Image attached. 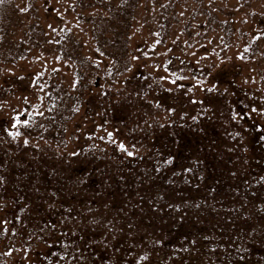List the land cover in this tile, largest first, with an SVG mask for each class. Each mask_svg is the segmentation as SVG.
<instances>
[{"label":"rangeland","instance_id":"374dc122","mask_svg":"<svg viewBox=\"0 0 264 264\" xmlns=\"http://www.w3.org/2000/svg\"><path fill=\"white\" fill-rule=\"evenodd\" d=\"M14 1L12 20L0 30V56L6 54L0 57V129L8 128L13 133L15 128H28L30 124L45 129L51 127L53 117L65 115L69 119L68 140L57 142L67 145L65 148L43 146L53 144L37 139L25 142V137L14 138L11 132L7 135L0 131L7 139L0 141V180L25 181L28 176L32 178L35 168L45 173L51 164L52 178H60L66 187L48 191L47 207L60 205L62 197H72V192L76 199L95 196L106 200L100 184L88 187L86 176L71 168L87 159L93 149L101 154L108 179L118 176L123 187L132 176L136 188L137 175V202L142 195L149 198L151 194L150 203L155 204L152 211L153 207L140 203L132 208L128 203L134 192L125 191L120 202L116 201L122 205L120 209L113 208L115 198H111L103 210L98 211L101 206H88L92 209L90 216L65 224L70 232L100 233V239L89 237L83 241L94 245L100 242L114 257L113 264L126 258L134 264L160 259L158 264H204L218 252H227L230 257L243 250L246 253L253 238L264 248V171L257 163L260 148L253 139L256 125L264 129V0ZM126 10L132 13L124 33V57L121 49H113L110 44L104 48V43L98 41L100 26L94 19L102 16L108 20L119 13L125 16ZM251 41L257 45V53L252 55ZM27 52V57L6 63V59L13 61ZM79 56L86 58L84 66L76 60ZM170 57L175 68L185 59L251 80L250 88L256 91V100L263 108L262 117L238 106L226 86L216 85L212 88L215 93H211L205 84L191 82L186 72L183 76L182 70L165 72ZM139 69L148 78V82L139 83L147 82V87L130 79ZM59 81L71 91L97 82L93 92L105 91L104 100L99 98L100 105L93 115L83 109L74 114L71 100L63 98L65 94L57 85ZM249 92L248 98L253 95ZM207 115L216 120V142L193 148L186 159L176 157L175 146L168 149L171 156L164 154L166 145L178 144L169 141L170 130L198 125ZM121 144L126 153L130 150V156L120 150ZM30 145L37 147L35 151ZM52 159L55 162L50 163ZM224 160H228L227 175L220 190L213 191L203 164L208 161L211 170ZM109 184L106 182L107 188ZM87 208L82 210L88 213ZM132 209L138 213L135 217L130 214ZM108 210L118 212L117 216ZM179 224L187 229L203 226L205 230L190 238L177 235L167 245L172 238L171 228ZM229 237L233 242H228ZM209 238L215 243L208 242ZM13 256L22 264L33 257L27 249H19ZM82 256L83 262L72 263L95 262V258Z\"/></svg>","mask_w":264,"mask_h":264},{"label":"trees","instance_id":"16d2710c","mask_svg":"<svg viewBox=\"0 0 264 264\" xmlns=\"http://www.w3.org/2000/svg\"><path fill=\"white\" fill-rule=\"evenodd\" d=\"M130 4V8L132 9L133 4ZM14 10V0H0V30L10 24ZM131 13L132 12H130V10H126L125 16H122L119 13L117 15H114L112 19L109 18L108 20H105L104 17L100 16L98 18H95V21L93 20L100 26L98 28L100 29L98 33L99 35H97L96 38L98 39V41L104 43L103 47L106 48L108 44H110L113 49H121L120 55L124 57L127 56V40L124 33H126L129 29ZM60 42L62 41L60 40ZM251 43L254 49L250 55L256 54L257 45L252 41ZM27 54L28 52L23 53L22 56L13 59V61L6 59V63H15L16 61H18V59H22L25 56L27 57ZM2 55L6 54L2 53ZM76 60L78 61V63H80L81 66H84L86 58L79 56ZM172 64L173 63L170 57L164 65V71L168 73H175L176 70H179V72H181L180 70H182L184 73L181 72V74L185 76L186 72V77L190 79L191 82H198V84L201 85L205 84L206 87L204 88H209L210 90H212V88H217L216 85H221L223 86L222 88L226 86L227 89H230L232 91L234 100L238 106H240L241 108H243L242 106H245L246 109L253 110L258 118L262 117V113L260 110H262L263 108L262 105H260V101L258 103V101L256 100V91L254 89L251 90L250 88L251 80L244 81V77L239 76V73H232L231 71H227L225 69L222 70V68L212 70L209 67H200L185 59L180 60V67L178 66L177 68H175ZM119 75L123 76L122 73H119ZM130 79H136V83H139L143 80H147L148 82L147 75H145L143 69H139L133 72V74L130 76ZM147 82L139 84L143 86L146 85L147 87L149 84ZM62 84L63 83L59 81L57 85L60 86V88L62 89L61 91L65 94L63 98L71 100L70 105L72 110L74 111V114L79 109H83V111L86 110L88 115H93V113L96 112L98 106L100 105V103L98 102L99 98H102L104 100L103 95L105 94V91H102V93L93 92L96 84H98L97 82H93V84L88 82L86 83V85L81 86L79 89L76 88L72 91L66 89ZM244 87H247V90H244ZM7 89L8 86L5 87L6 92ZM2 90L3 87L0 86V97L3 96L1 95ZM246 91H250L249 94L253 93V95L248 98V96L246 95ZM211 93H215V91L212 90ZM223 96L226 95L223 94ZM224 107L229 108L226 106V104ZM66 109L65 112H69ZM230 112H232L231 109ZM52 119H54V121H52L53 124L51 125V127L45 129H38L30 124L28 128H15V131H13V133L8 128H6L5 130L1 128L0 131H5L7 135L11 132L14 138L25 137L26 141L30 139H37L48 141L53 144L43 146H58L60 148H65L67 145H59L61 142H57L62 140L67 143L66 140H68V138L66 134L68 131V125L66 122L69 119L68 117L66 119L65 115L58 118L53 117ZM216 125V120L212 116L210 117V115H207L198 125H190L186 127L178 126L176 129H173L172 131L170 130L169 132L171 133V137L169 141L178 144L168 146L166 145L164 148V154L167 156H171L170 154H168V149H170L169 147L175 146L177 148L176 157H180L181 159L184 157L186 159L185 156L189 155V152H191L193 148L195 150H198L202 146L206 147L209 144H213L219 139V132L217 131ZM256 126L258 127V130H256L253 139L254 143L260 148L257 151V163L264 171V129L262 128L263 125ZM2 134L3 137H1L2 140L0 139V141L6 142L7 139H4L6 135L4 133H0V136ZM30 146L34 151L37 148L34 145ZM86 146L89 149H92L90 145ZM122 149L120 147V150L126 153V151L124 150L125 147ZM89 151L90 154L88 155L87 159L83 160L80 165L71 167L73 171H76V173L82 176H86L88 187H94L93 185H96V183L100 184L101 187L106 191V200H109V203L111 198H115V201L113 200L112 206L117 210L120 209L122 205L116 203V201L120 202V200L122 199V193L125 191L134 192L130 193V195L128 192H126V194H128L132 199V201L128 203V205H130L131 207L135 204L137 205V203H140V205L147 206V208L153 207L151 211L154 210L155 204L150 203V201L152 200V197H150L151 194L149 195L146 192V194L149 195V198H147L145 195H142L139 202H137L136 200V197L138 196L136 195V192L138 190V187L140 186L137 180L140 178L137 175L136 188L134 186L135 181L132 176L127 179L122 187V182L119 180L118 176L114 175L110 179H108L109 176L105 174L108 168L106 167L101 154L95 152L93 149ZM129 153H131L130 150L126 153V155L130 156ZM206 155L207 152L204 154L205 160ZM2 162L3 157L2 153L0 152V170H2ZM49 162L53 163L55 162V160L52 159ZM227 164L228 160L221 161V163L217 162L215 163V165L217 166H213L212 169L209 170L210 163L208 161H205V164L203 165L206 167V172L208 175L206 177L211 178V180L209 181V189L212 188L213 191L220 190L221 186L223 185V178L225 175H227ZM50 165L51 164H49V169L45 168V173L44 169H38V171H36L35 168V172L32 178L28 176L25 181L24 179L22 181L10 182L0 180L1 264H22L13 256L19 249L31 250L33 257L27 264H75L72 262L81 263L85 260L82 255H86L90 259L95 258V262H93V264H97L96 258L105 264H113L112 260L114 257L106 250V248H102L100 242L97 241V246L94 244H89L88 242L86 243V240L83 241L84 238L88 239L89 237H91L92 239H100L102 238L99 237L100 233H95L91 230L88 231L86 235L83 232H70V230H68L65 225L69 220H72L74 218H83L84 215H86V217L90 216L89 211L94 209L96 206H101L100 208H98V211L103 210L102 206L108 207V204L105 203L106 200L95 198V196L85 199H76L75 195L72 192V197H62L60 205L58 204V206L55 207H47V199L50 195L48 194V191H62V188L66 187L61 185L60 178H52L54 177V171L50 170L52 169ZM175 166L179 168V165ZM34 167L35 166H33V168ZM184 167H186V165H184ZM39 173L43 175L39 176ZM106 182L111 183L109 184L110 187L107 188ZM258 184V186H261L259 182ZM104 185L106 186V188L104 187ZM135 195L136 197H134ZM151 204H153V206ZM88 206H92V209L87 208ZM84 208L88 209V213L82 210ZM108 211L112 214V216H117L118 212L112 213L110 210ZM151 211H148V213L150 214ZM130 214L134 217L138 215L136 210L133 209L130 210ZM108 216L111 217L109 213ZM121 217L122 216L120 215L119 219H121ZM181 224L175 225L171 228L170 232L172 233V238L167 241V245L169 244V242L177 239V235L184 234L186 236L183 235V237L190 238L191 236L201 235V233H203V230H205V227L203 226H197L195 228L187 229V227L185 228L184 224ZM178 232L180 233L178 234ZM89 233H91V235ZM226 239L228 240V242H233L231 237ZM206 240H208V242L210 243H215L211 240V238ZM261 245L262 244H260L259 240L253 238V241L249 244L248 251L246 253H244L243 250L240 253H234V255L230 257L227 252L224 254L218 252L216 255H214L213 259L208 260L207 263L204 264H264V248ZM232 246H234L237 250V243H234ZM34 247L37 248L31 249ZM238 254L239 256L237 257ZM124 260L126 261H122L121 263L118 262V264H134V261H131V259L129 258H126ZM147 261L148 262L144 264H158L159 262H161V259L159 262L156 260L153 262L149 260ZM189 264H197V262L194 263L192 261Z\"/></svg>","mask_w":264,"mask_h":264},{"label":"snow or ice","instance_id":"6c2138e0","mask_svg":"<svg viewBox=\"0 0 264 264\" xmlns=\"http://www.w3.org/2000/svg\"><path fill=\"white\" fill-rule=\"evenodd\" d=\"M24 123H28L27 121H24ZM27 142V141H25ZM124 146L121 144V148H123ZM129 155H131V153H129Z\"/></svg>","mask_w":264,"mask_h":264}]
</instances>
